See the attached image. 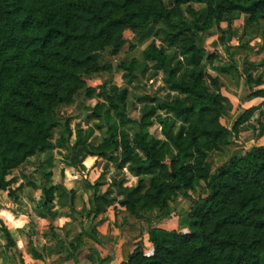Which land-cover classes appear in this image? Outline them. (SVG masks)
<instances>
[{"label":"trees","instance_id":"obj_1","mask_svg":"<svg viewBox=\"0 0 264 264\" xmlns=\"http://www.w3.org/2000/svg\"><path fill=\"white\" fill-rule=\"evenodd\" d=\"M190 3L203 6L195 9ZM232 11L250 21L255 15L264 20V0H0V189L14 196L12 178H5L8 171L52 147V107L71 99L81 70L94 69L93 53L125 26L160 23L167 46L176 45L186 55L183 74L175 77L179 65H172V55L153 42L141 57L162 71L175 93L164 99L143 96L137 121L127 113L125 87L106 93L90 112L100 122L97 142L90 138L92 127L77 128L71 144L59 138L68 149L67 161L81 169V160L95 155L125 166L137 179L134 185L116 180L118 203L135 216L154 208L165 211L176 192L187 195L203 182L205 194L192 198L185 230L152 227L150 251L136 244L117 264H264V144L230 155L212 172L204 166L207 154L226 144L228 135H235L237 126L263 104L241 110L229 129L220 122L227 100L214 72L223 67L203 66L204 58L210 62L217 55L196 39L215 26L221 41L218 22L228 21ZM133 61L120 65L129 72ZM243 78L246 96H264V88L251 89L249 76ZM260 117L264 120V110ZM154 119L159 136L148 131ZM129 124L136 125L131 140L123 128ZM50 165V157L37 165L44 180L42 207L52 198ZM143 176H149L147 183ZM108 193H92L90 212L110 203ZM0 231L6 245L14 247L2 224Z\"/></svg>","mask_w":264,"mask_h":264},{"label":"crops","instance_id":"obj_2","mask_svg":"<svg viewBox=\"0 0 264 264\" xmlns=\"http://www.w3.org/2000/svg\"><path fill=\"white\" fill-rule=\"evenodd\" d=\"M218 27L222 32L221 41L218 39L219 33L215 26H212L199 32L196 42L207 52H216L217 57L210 63L223 67L222 71L214 73L217 76L218 91L227 100L221 118L228 121V126L221 122V118L220 122L229 129L241 110L263 104L237 126L235 135H228L226 144L221 145L219 150H212L207 154L204 166L209 172H212L230 155L243 151L253 144H264V127L260 129V122L264 125V120L260 117V113L264 110V96H246L247 87L243 78L245 75L249 76L251 89L264 88V29L237 11L230 13L228 21L220 20ZM242 42L246 44L242 45ZM207 69L210 70L209 64ZM171 92L172 95L175 93ZM237 141L239 144L235 143ZM100 159L103 160L95 155H86L81 160V164L86 171L88 170L89 175H97L96 169H100L97 165ZM95 161L98 162L95 163ZM59 170L62 174L60 179L55 174H50V184L53 186L50 210L53 212L36 216L39 221H46L55 212L58 215L60 211L63 213L66 210L69 211L74 203L72 198L82 197L84 202H81V205L84 203L89 209L92 193H101L96 190L86 193L84 188L80 189L77 168L70 165L68 161L61 163ZM9 176L12 178L10 187L13 189L14 196L10 197L5 190L0 189V224L4 225L8 231L14 247L6 245L0 231V264H11L14 261L15 251L20 252L22 264L35 263L36 258L27 249L31 246L28 231L32 230L34 233L41 234L39 236L46 246L58 247L66 244L69 248L84 247V252L89 258L84 264H117L126 259L128 252L136 244H140L145 252L150 251L148 242L150 228L164 226L175 230H185L186 214L192 198L195 197L194 190H188L187 195L176 192L168 201L165 211L154 208L138 216L127 212L122 205L110 201L103 210L90 212L87 226H74L73 223L63 226H32L30 213L37 205L41 207V189L34 187L33 183L24 184L25 178L15 179L12 174ZM92 177L95 179L97 176ZM88 180L90 181V178ZM197 185L202 188L200 196L204 195L203 182L200 180ZM197 185L194 188H197ZM37 190H39L38 193ZM71 192L72 198L69 196V200L61 198ZM82 229L91 234L83 233ZM65 235L67 237L63 238Z\"/></svg>","mask_w":264,"mask_h":264},{"label":"rangeland","instance_id":"obj_3","mask_svg":"<svg viewBox=\"0 0 264 264\" xmlns=\"http://www.w3.org/2000/svg\"><path fill=\"white\" fill-rule=\"evenodd\" d=\"M167 1V0H164ZM193 8L198 9L203 6L202 3H190ZM185 5H182L184 8ZM184 16L187 14L184 12ZM246 16V15H244ZM257 24L264 29V20L255 15ZM163 28L160 23L150 22L143 28H134L132 26L123 27L117 35L101 49L93 53L94 69L84 68L79 73V84L74 90L71 99L65 103H57L52 107V120L54 126L50 131V141L52 147L43 153L30 156L22 163L16 165L8 171L5 176L6 179L18 177L25 178L24 184L33 183L34 187L40 188L44 183V180L40 176L37 165L45 158H51L50 170L51 174H55L58 179L61 178L60 164L65 163L69 157V152L66 144H62L59 138H66L68 144H71L74 140V131L77 128L84 130L87 127H92V134L90 136L93 142H97L100 139V132L97 124L100 122L90 117L91 108L96 102L105 100L106 93L117 90L118 88L125 87L127 89L126 96V108L127 113L134 120H138L141 113L143 96H156L159 99L168 98L172 95L169 89V82L166 81L165 75L160 70H155L151 64L144 61L141 57L142 50L148 43L153 42L160 47L167 54L172 55V65H179L178 71L175 74L176 78H180L186 67V55L182 54L175 46L169 47L166 44L165 37L161 34L160 30ZM228 32V30H226ZM246 43L242 42V45ZM133 61L131 71L127 72L122 69V63ZM213 61V58L212 60ZM210 61V62H211ZM209 60L203 59L202 64L205 68L208 64H211ZM221 122L228 126V121L221 118ZM71 130L68 135L65 129V125ZM178 124L176 123L174 128ZM129 140H131L132 132L135 130V124H129L123 126ZM148 131L153 135L159 136V126L156 120L148 127ZM240 140V139H239ZM239 144V142H235ZM98 161H95L97 163ZM100 169L97 175H89L83 166L81 169L77 168L79 184L81 188H84L86 193L93 190L104 192L107 190L108 197L112 202H119L121 196L117 193L115 182L118 178H123L124 185H134L137 177L132 175L125 167L118 168L116 162L113 160L100 159L97 164ZM93 168H91L92 170ZM90 170V169H89ZM93 172L94 169H93ZM96 174V173H95ZM85 176V177H84ZM97 176L95 179H92ZM90 178V181L88 180ZM149 176H143V180L147 183ZM92 180V184H91ZM50 182V179H49ZM87 183V184H86ZM12 184H10L11 186ZM48 185V183H45ZM195 197L200 196L202 188L197 185V188L193 189ZM39 190H37V193ZM69 196L72 198V193L62 196L64 200H69ZM194 197V198H195ZM63 199H61L63 201ZM73 204L71 209L66 210L64 213L60 211L53 213L46 221H39L36 216L45 214H52L50 210L52 207L50 202L45 207L36 206L30 213V224L32 226H63L64 224L73 223L74 226H87L89 224L90 209L86 208V205H81L84 202L82 197L75 199L72 198ZM119 204V203H118ZM68 218V219H67ZM61 224V225H59ZM41 234L34 233V231H28V238H30L31 246H28V250H34L38 254L36 261L33 264H84L88 261L84 247L69 248L66 244L61 246H46L42 243ZM67 237L66 235L63 236ZM63 239L62 237H60ZM72 253H71V252ZM72 254V256H71ZM11 264H22L23 259L20 257V252L15 251Z\"/></svg>","mask_w":264,"mask_h":264}]
</instances>
